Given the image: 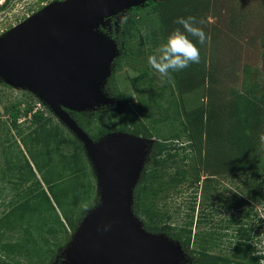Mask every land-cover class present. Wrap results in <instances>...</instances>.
Returning a JSON list of instances; mask_svg holds the SVG:
<instances>
[{
	"label": "rangeland",
	"instance_id": "obj_1",
	"mask_svg": "<svg viewBox=\"0 0 264 264\" xmlns=\"http://www.w3.org/2000/svg\"><path fill=\"white\" fill-rule=\"evenodd\" d=\"M14 1L13 6L8 9L9 14L4 15V20H0V28L9 29L22 21L21 17L26 13L29 16L53 0H49L42 6L37 3L36 8L33 7L36 3L32 5L36 0ZM153 3L157 4L156 9H152ZM32 7L34 12H30ZM188 15L204 20L202 27L208 39L203 45L197 44L200 49V63L191 64L188 68L177 72V77L171 74V79L164 80L162 95L167 101L165 112L169 115L177 111L179 99L185 102L186 118H184L192 134V147L184 151L188 154L186 161H181L180 155L175 158L176 162L170 160L162 176L163 179L167 178L168 173H174V170H177L176 166L180 165V171H186L187 181L193 179L194 172H198L199 181L193 187L188 186V182H182L177 188H167L158 193L157 197L160 200L155 204L157 209L164 212V218L160 221L155 219V221L160 223L166 221L168 215H171L168 218L169 222L183 223L186 214L191 212L193 195L196 197L194 219L200 211L199 203L204 196L209 203L215 199L218 200L217 196H220L221 202L230 201L232 193L247 196V184L241 181L240 171L264 166V0H156L140 8L133 16L137 36L132 40L131 49L118 60L113 79H110L107 84L109 93L115 95L118 88L125 100L119 101L116 108H108L98 116L93 117L92 113L84 114L85 119L91 120L88 130L91 133H97L101 129L105 133L116 131L124 124L126 110L133 111L138 117L137 120L143 121L146 125L152 124L154 119L161 118V110L159 111L158 107L141 108L138 98L140 94L135 92L131 79L139 74L140 68L149 65L147 57L163 42L164 36L162 34L163 39L160 36V27H164V34L167 37L168 33L177 27L174 24L176 18ZM126 17L127 15L120 18L119 25ZM139 51H144L145 55L139 54ZM152 71L154 87H159L162 85V80L158 73L153 69ZM26 92L0 82V174L2 171L0 217L6 215L1 227L7 230L8 225H20L17 230L2 229V238L3 241L11 242L22 239L26 226L29 224L31 236L37 239L40 245L45 236L53 244L50 257L48 256L43 263L37 264H55L68 241L65 232L48 234L46 227L61 228L60 222L57 221V213L63 214V208L58 207L54 200L52 201L54 208L51 207L39 191L25 193L26 186L18 175L15 178L13 176L12 183L9 182L8 178L13 175V172L6 167L7 163L5 164V157H12L9 151L15 153L14 145L10 146L6 140L8 138L11 141L19 140L18 130H21V135L27 138L33 134V128L36 126L30 122V112H26L27 102L30 103L33 100ZM150 101H153L152 95L146 94L142 99V106ZM164 102L163 99L160 100V105L162 106ZM16 109L19 111L15 128L12 121ZM182 116L183 114L181 118ZM52 119L63 127V142L59 147L51 146L53 147L51 151L39 155L38 159L42 163L51 162L48 173L53 177L57 169L56 165L60 166L62 163L67 165L71 161V154L76 149L77 140L56 117L52 116ZM79 120L82 118H78L77 121ZM161 127L166 132L174 128L170 121L165 122ZM152 138L155 139V137ZM29 140L32 143V140ZM180 141L183 144L187 142L184 137ZM32 148L33 152L37 151L33 145ZM26 157L36 171L31 153L26 152ZM25 160L23 156V161ZM86 167L87 172L75 174H72L71 170H64L66 176L63 174L62 179L56 180L54 185L55 192H62L63 189L68 188L70 196L78 188L77 180L89 189L85 199L78 206L77 215H84L98 201L96 179L89 161L86 162ZM24 170L35 180L30 170ZM35 173L44 185L37 171ZM214 173L215 178L207 181L206 177ZM205 181L208 183L206 192L202 189ZM152 184L156 186V182ZM68 201L67 199L64 201L65 208L71 211ZM247 204L258 209L260 213V218L255 219V227L257 224L261 225L258 231L260 237H263L264 203L249 199ZM222 216V213L213 216V221L217 223ZM64 224L70 237L73 231L65 222ZM207 227L208 223H205L200 228ZM197 230V226L192 227L193 232ZM227 239V237L223 239L220 247L213 246L210 252L224 253ZM257 247L264 249V239ZM184 251L189 259L188 264H195L197 255L194 253V244L188 248L184 247ZM31 253V259L27 257L24 250L14 255L24 264H28L29 260V264H34L33 261L44 256V253L39 251L37 253V250ZM0 254H2L1 249Z\"/></svg>",
	"mask_w": 264,
	"mask_h": 264
},
{
	"label": "water",
	"instance_id": "obj_2",
	"mask_svg": "<svg viewBox=\"0 0 264 264\" xmlns=\"http://www.w3.org/2000/svg\"><path fill=\"white\" fill-rule=\"evenodd\" d=\"M156 0L52 1L0 34V82L39 99L82 144L98 201L70 234L60 264H188L184 247L151 232L133 212V191L154 142L111 131L93 139L70 112L116 104L106 91L118 43L107 31ZM57 259V260H58Z\"/></svg>",
	"mask_w": 264,
	"mask_h": 264
},
{
	"label": "trees",
	"instance_id": "obj_3",
	"mask_svg": "<svg viewBox=\"0 0 264 264\" xmlns=\"http://www.w3.org/2000/svg\"><path fill=\"white\" fill-rule=\"evenodd\" d=\"M151 7L152 9H156L157 4L153 3ZM139 9L140 7L129 10L126 14L127 17L125 18L124 22L118 26V31L115 36L117 37L118 41H116L121 52L119 57L115 60L116 66L118 64V60L131 49L132 40L137 36L133 16ZM162 34L165 39L166 36L164 34L163 26L160 27L161 38ZM139 54L145 55V52L139 51ZM116 66H114V68ZM139 70V74L135 75L131 79V85L133 86L135 92L140 94L138 97L139 104L141 108L158 107L159 111L161 110V118L154 119L152 120V124L146 125L143 123V121L139 122L137 120L138 117L133 111L126 110L124 124L116 129V131L122 130L135 135H141L146 138L155 137L151 152L149 154V160L145 163L140 178L134 187L133 212L142 220L143 226L146 230L151 232H164L172 239L179 240L182 246L186 248H188L191 244H194V253L197 255L195 264H264V249L257 247L261 240L264 239V235L263 237H260L258 231V227L261 226L260 224H257V227H255V222L258 220V218H260V213L258 209H255L253 206H248L249 203L247 204L249 199L257 201L258 203H264V166L240 171L242 174L241 181L247 184V196H240L238 194L232 193L230 195V201L221 202L220 196L216 195L218 200L215 199L216 202L213 201L210 203L205 200L207 197L204 196L203 200L199 203L200 211L194 219L196 197L193 195L192 205L190 206L191 212L186 214L185 221L183 223L180 224L169 222L168 218H170L171 215H168L167 219H165L166 221L162 223L155 221V219L160 221L164 218V212L157 209L155 204L160 200L157 197L158 193L167 188H177L182 182H188V186L193 187L194 184L198 183L199 176L198 172H194L193 179L187 181L186 171H180V165H177V170L175 169L174 173H168L167 178L163 179L162 173H164L167 163L170 160L176 162L175 158L179 155L181 156V161H186L188 154H186L184 151L192 147V134L189 132V127L185 121V102L183 99H179L180 103L177 102V111L169 115V113L165 112L167 101L162 95L163 83H165V81H162V85L159 87H154V75L152 68L149 65H144ZM113 72L109 77L108 82L110 79H113ZM172 74L173 76H176L177 72ZM26 93L32 97L29 92ZM170 93L173 94V92ZM116 94L112 95L118 98L120 101L123 100L122 102H124L125 99L120 94L118 88ZM146 94L152 95L153 101L147 102V105L142 106V99ZM162 99L163 102H165L161 106L160 100ZM30 103L27 102L26 112L28 113L33 109ZM180 109L182 113L180 112ZM18 111L19 110L16 109L13 113L14 118L12 125L15 128L17 124L16 116ZM71 114L76 119V121L78 118H82V120H79V125H81V127L87 131V133L95 137V139L105 133L102 129L97 133H91L88 130V125L90 124L91 120L84 118L86 117L84 114L87 113L71 112ZM182 114L183 119L181 118ZM98 115H100L99 112H94L93 117ZM52 116V113H50L49 116H45L42 111L31 112L30 122L36 124V126L33 128V134H30V136L25 138L24 135H21V130L17 131V133L20 134L21 143L25 152L31 153L36 171L40 175V179L43 181L45 186L42 185L41 181L37 178V174L35 173L36 171H34L30 165L21 148H19V152L14 154L12 151H9V154L12 155V157H5V164L7 163L6 167L11 172H13V175L9 176L8 178L9 182L12 183V181H14L13 176L15 178L18 175L21 179V182L26 186V189L24 190L25 193L28 191L31 192L33 190L39 191L42 193L46 202L49 203L51 207L54 208L52 203L54 200L58 207L63 208V214H61L63 217L57 213V221L60 222L61 228L53 229L47 226L46 233L56 234V232L59 231L65 232L66 240L68 241L69 235L64 222L67 224L68 228L72 229V231L76 228L78 221L83 216V214L77 215L78 206L80 202L85 199V195H87L89 189L78 183L76 177L74 178L77 180L76 185L78 188L71 196L67 191L68 188L63 189L62 192H55L54 185L56 180H59L60 178L62 179L63 174L66 176L64 172L66 169L71 170V173L73 172L72 174L85 171L87 172L86 162L88 159L85 155L82 144L76 139L77 146L74 153L71 154V161L67 165L64 163H62L60 166L56 165L57 169L55 170L54 176L52 177L49 175L48 170L50 167L48 166L51 165V162H49L50 164L48 161H46V163H42L38 157L39 155H44L47 152L49 153V151H51L53 148L51 147L53 145L54 147H59L64 139V132L62 130L63 127H60L58 122H54ZM168 121L172 123L174 128L172 131L166 132L165 129L161 127V125H164V123ZM182 137L186 138L187 140V142L184 144L180 141ZM29 139L32 140V143H30ZM32 145L33 147L37 148L36 152L32 151ZM22 155L26 159L25 162L23 161ZM23 168L27 169V171L30 170L31 174H34L35 180L31 178ZM215 175V173L208 175L206 177L207 181L211 178H215ZM207 181H205V184L202 185L204 192L207 191ZM153 182H156V186H153ZM66 199L69 200L68 203L70 205L71 211H68L65 208L64 201H66ZM220 213H222L223 216L217 223H215L213 221V216L220 215ZM226 213L227 215H225ZM5 216L6 215L0 217V249L2 251V254H0V264H24L22 263L21 259L15 258L16 253H20L22 250L26 252L29 259H31L32 256L31 252H34L35 250H37V253L38 251L44 253L45 257H39L40 259L33 261L34 264L43 263L46 258H48V256L50 257V253H52L51 246H53V244H51L49 239L45 236L42 238L43 243L40 245V242L31 236V226H29V224L26 226L27 228L25 229L22 239H19L16 242L3 241L2 229H5V227H1V224L2 221H4ZM205 223H208V227L201 229L200 227L205 225ZM19 226L20 225L16 226L14 224L11 226L8 225L7 230L5 229V231L17 230V227ZM193 226H197L198 230L193 232ZM32 228H34L33 223ZM226 237L228 238V241L224 253L213 254L210 252L213 246L220 247V245H222L223 239ZM234 241L236 242L233 244Z\"/></svg>",
	"mask_w": 264,
	"mask_h": 264
},
{
	"label": "clouds",
	"instance_id": "obj_4",
	"mask_svg": "<svg viewBox=\"0 0 264 264\" xmlns=\"http://www.w3.org/2000/svg\"><path fill=\"white\" fill-rule=\"evenodd\" d=\"M174 24L177 27L147 57L149 66L159 74L162 81L171 79L174 72L200 63V49L197 44L203 45L208 39L202 27L204 20L193 15L177 17Z\"/></svg>",
	"mask_w": 264,
	"mask_h": 264
},
{
	"label": "flooded vegetation",
	"instance_id": "obj_5",
	"mask_svg": "<svg viewBox=\"0 0 264 264\" xmlns=\"http://www.w3.org/2000/svg\"><path fill=\"white\" fill-rule=\"evenodd\" d=\"M49 0H36L32 5H34L35 3H36V5H34L33 7H38L37 6V3L39 4V6H42V5H44L45 3H47ZM53 1H61V0H53ZM15 1L14 0H0V15L2 14V16H4V15H6V14H9V12H8V9L9 8H11L12 6H13V3H14ZM33 7H32V9L30 10V12H34V10H33ZM27 15H28V13H26L25 14V16L23 15L22 17H21V19H24L25 17H27ZM0 17V20H4L5 19V16L4 17ZM114 20H115V17H113L112 18V20H111V22H110V26H111V31H108V27H106V29H105V31H107L112 37L114 36V38L117 40V37L115 36V34L117 33L115 30H114V24H113V22H114ZM19 21H20V19H19ZM7 30V28L6 27H4V28H0V34L1 33H3V32H5ZM118 41V40H117ZM106 91L108 92V94L110 95V96H113L111 93H109V91L107 90V88H106ZM116 98V97H115ZM116 104H114L113 106H104V107H101V108H99L98 110H96V111H93V112H85V113H92V114H94V112H99V113H102V112H105L108 108H116L117 107V104H119V99L118 98H116ZM71 113V112H70ZM117 131H122V130H117ZM122 132H126V131H122ZM130 133V132H129ZM104 134V133H103ZM99 137V136H98ZM97 137V138H98ZM60 259H58L57 261H56V263L55 264H60Z\"/></svg>",
	"mask_w": 264,
	"mask_h": 264
},
{
	"label": "built area",
	"instance_id": "obj_6",
	"mask_svg": "<svg viewBox=\"0 0 264 264\" xmlns=\"http://www.w3.org/2000/svg\"><path fill=\"white\" fill-rule=\"evenodd\" d=\"M32 98H33V100L31 102V105H32L33 109L31 112L42 111L45 116L47 114L48 115L50 114V111L47 109V107L39 99H37L33 95H32ZM31 112L29 113L30 115H31Z\"/></svg>",
	"mask_w": 264,
	"mask_h": 264
},
{
	"label": "crops",
	"instance_id": "obj_7",
	"mask_svg": "<svg viewBox=\"0 0 264 264\" xmlns=\"http://www.w3.org/2000/svg\"><path fill=\"white\" fill-rule=\"evenodd\" d=\"M7 139V138H6ZM16 140V141H15ZM15 140H10L9 138L6 140L7 142H9L10 143V146H13L14 145V151H15V153H17V152H19V148H21L22 149V151H23V153L26 155V152H25V150H24V148H23V146H22V143H21V141H20V139L18 140V139H15ZM6 169V168H5ZM1 170V169H0ZM1 174H2V171H1ZM1 174H0V178H1ZM2 179V178H1ZM4 179V178H3Z\"/></svg>",
	"mask_w": 264,
	"mask_h": 264
}]
</instances>
